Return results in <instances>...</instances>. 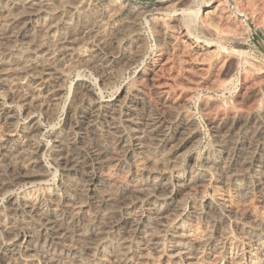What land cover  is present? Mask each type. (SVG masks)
Instances as JSON below:
<instances>
[{"label":"bare ground","instance_id":"6f19581e","mask_svg":"<svg viewBox=\"0 0 264 264\" xmlns=\"http://www.w3.org/2000/svg\"><path fill=\"white\" fill-rule=\"evenodd\" d=\"M199 1L0 0V195L32 189L0 208V264H264V72L224 45L242 11ZM142 28L152 63L104 100ZM78 69L97 90L75 82L46 138Z\"/></svg>","mask_w":264,"mask_h":264},{"label":"rangeland","instance_id":"374dc122","mask_svg":"<svg viewBox=\"0 0 264 264\" xmlns=\"http://www.w3.org/2000/svg\"><path fill=\"white\" fill-rule=\"evenodd\" d=\"M132 1H136L140 4H144L147 6L155 5L163 1L165 2L164 7H167L169 9V12L180 11L186 8L185 5H178L177 0H132ZM219 1L221 2L224 12L234 14L236 12L242 11V14L240 13L241 17L239 19V25L237 27H233L235 34L238 36L234 38H230L229 40H226L224 42V45L227 49L236 51V52H241V57L239 56V59H238L239 67L236 69H239L240 71H243V69H250V70L253 69L254 71H257V72H264V17H263L264 0H252V3L254 2L253 4H255L254 9L256 10V13H257L256 16H253L249 14L248 12H246L247 5H246L245 0H219ZM207 2H209V0H202L201 2L199 1V3L196 4L195 7L197 9H196L195 16L200 15L205 10V5ZM163 8L159 10L149 8L150 15L148 19L151 20L153 18H156V19L165 18L164 17L165 10ZM223 26H224L223 28H225L226 25H223ZM140 32H141V35L144 37V40L146 43V54H145L144 59L140 61L136 66L124 72L117 79V81L114 84L113 90L111 89L109 91H106L103 94L102 98L104 100H110L114 98L115 96H117L118 93H116V89L119 87H121L122 89H129V87L133 84L135 80L137 71H144L152 63L151 61L154 59V54H155L154 42L152 41L151 37L148 36L146 28H142ZM205 37L207 38L208 36L205 35ZM238 74H240L238 73V71L237 73L234 72L233 78L236 79L239 76ZM98 79L99 78L97 74L87 69H78V70L72 71L69 74L65 82V88L63 92L61 106L57 113L54 124L44 126V129L46 131V134H45L46 138L49 136V134H51V132L54 129L59 128L64 123L65 113H64V109H62V105L65 102L66 97L69 96V93L72 90L74 83L80 80L86 81L92 84V87L94 90H97ZM210 96L212 95L210 94ZM189 109L194 114L197 120L198 127H200L202 131L203 137L206 136L198 148V154H200L202 153L201 151L204 150L207 144V140H208L207 130L205 128L204 120L197 113L194 105L190 106ZM39 142L41 144H44L45 140L39 139ZM50 176L52 177H51L49 184L42 185L41 187H38V189H43V188L53 189V187L57 186L59 182V176L54 171L50 173ZM30 189L31 187L18 188V189H14V191L10 195H6V197H3L0 195V208L4 207L6 203L8 202V200H11L12 198L16 197L17 195L21 193H24L25 190H26L25 192L27 191L30 192L32 190ZM196 201L200 202L201 200L196 199Z\"/></svg>","mask_w":264,"mask_h":264}]
</instances>
